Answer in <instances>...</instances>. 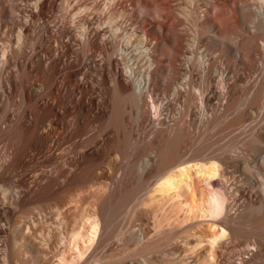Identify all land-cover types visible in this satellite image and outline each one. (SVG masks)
<instances>
[{
    "label": "bare ground",
    "instance_id": "6f19581e",
    "mask_svg": "<svg viewBox=\"0 0 264 264\" xmlns=\"http://www.w3.org/2000/svg\"><path fill=\"white\" fill-rule=\"evenodd\" d=\"M160 1L0 0V264H128L156 249L168 264L177 233L175 264H264V119L247 109L264 107V67L248 99L238 73L264 53V0L221 12L238 36L192 27L209 0ZM229 110L228 129L249 122L243 151L206 154L196 133ZM136 187L130 218L149 216L152 235L120 217Z\"/></svg>",
    "mask_w": 264,
    "mask_h": 264
},
{
    "label": "rangeland",
    "instance_id": "374dc122",
    "mask_svg": "<svg viewBox=\"0 0 264 264\" xmlns=\"http://www.w3.org/2000/svg\"><path fill=\"white\" fill-rule=\"evenodd\" d=\"M163 1L164 0H162V2L161 1L160 2L164 4ZM237 1H239V3H241V1L244 2V3H249L251 0H230L226 4H224L222 2V0H209V3L206 6L202 7L201 9H199V15H201V16H200V18H197L196 19L198 21L195 20L196 23H193L192 24V27L195 26V24H197V23L199 24L200 22L203 23L204 21L205 22L208 21V23L211 22L210 24L211 25H214L215 28H216V31L217 32H221L222 35L225 36L226 34H229V33L230 34L232 33L234 35L237 32V30H238V28L236 30V27L237 26H234V24H235L234 21H235L236 18H233V20H234L233 21V26H231V24H232V22H231V24L229 25L230 27L228 26V28H227V26H222V24H221L222 19L220 20V16L222 17L221 12L225 10L226 12L228 11V13L230 15L233 13L231 16H234L235 17L236 15L234 14V12L232 10L233 9L232 7L234 6V3L235 2L238 3ZM179 2L181 3L180 5L182 7H183V5H184V7H186L185 6L186 4H185L184 1H183L184 3L182 2V0L179 1ZM165 3H167V0L165 1ZM182 3H183V5H182ZM187 6H189V5L187 4ZM189 8L191 9L192 6L189 7ZM193 9L194 8H192V10ZM196 27H198V25ZM238 35H239V33L237 35H235V36H238ZM227 36H229V35H227ZM263 40H264V38H263ZM263 40L262 39L259 40V44H261V42H263ZM257 43H258V41H257ZM263 44H264V42H263ZM205 45H206V41H203V42H200V43H196L195 50H196V48H197L198 51L199 50H202V49H204L206 47ZM259 46L261 47V45H259ZM261 49L262 48H260L258 50L262 54H260L258 51H256L257 64H256V66L254 65L255 69L252 68L254 70H251L250 71V69H248V68H247L248 70H246V68H245L246 66L242 62H241L242 64L240 62L238 64V66H239L238 67V73L240 74V77H241V79H240V81H241L240 82V85H241L240 92L242 91L241 94H240V92H239V94L240 95L243 94V96H242L243 99H248L250 97L251 91L249 89L250 88L249 86H251L254 83V81H256L258 79L259 75L262 74V68L264 67V53H263V50L261 51ZM216 53L218 54V51ZM218 56L222 57L219 54H218ZM220 63H221L222 66L230 65L229 62H227L226 60H223V58H219V64ZM241 65H242V67H241ZM198 79H199V77H198ZM198 79L196 78L195 79L196 80L195 82L198 83V81H199ZM247 89H249L250 92ZM243 91H244L245 94L243 93ZM247 92H248V94H247ZM219 101H221V100H215L213 102V104L216 102V105L215 104L214 105L212 104L213 106L211 105L210 107L211 108H214V106L215 107L217 106V107L221 108L223 101H221V102H219ZM219 103H220V105H219ZM245 104H247V103L246 102H242V105H240L239 108H244L245 106H247ZM251 106H252V108L251 107H248L247 108L249 111L255 112V110H257V114L255 112L256 117H257V119H255V121L261 120L260 118L264 119L263 118V116H264V114H263L264 113V110H263L264 107L262 105H260V106H262V108L261 107H257L259 105H255V106L254 105H251ZM233 112H234V110H233ZM226 113L229 114V115H227ZM226 113H225L226 118L225 119L224 118H221L222 121L219 119L218 120L219 123L217 121L216 126L215 125L213 126L214 128L210 127L207 130L208 132L206 131V132H199L198 134L196 133V136L197 137H199V136H201V137L195 142V144L196 145L197 144L199 145L198 141L203 142L202 140H204L203 144H205V142H206V144H207L206 147L208 148V149H205V150H207L205 152L206 154H207V152H212V153L214 152V153H216V152L223 151V150H225V148H227V146H230L231 149L236 150V151H240L242 149V147H243V141H242V139L244 140L245 136H243V134L240 133V127L241 128L242 127H245V126L248 127L249 122H246L244 125L240 126L239 129H233V128L230 127L231 129H233V130H230V129H228L229 127L225 125L226 124L225 123L226 122L225 120L227 118L231 117L233 113H231V110H229ZM261 114H263L262 117H261ZM222 125H224L223 128H225V126H226L227 129H223L222 128ZM221 128H222V130H221ZM215 149H217V151ZM213 150H215V151H213ZM241 151H243V149ZM245 153L252 160H254L255 156H257V154L255 152H252V151H249V152L246 151ZM257 158H258V156H257ZM228 174H229V177L232 180L234 179V181H235L238 173H237V171L233 170L232 168H229V173ZM236 180H238V178ZM135 190L137 192H135ZM132 191H133L132 194L133 193L134 194H133V196L131 195L132 196V197H130L131 199L129 198L130 201H127V203H126V206L124 208L125 214L123 213L120 217H124V215L125 216H128V223H127V226L126 227L131 232L138 234L140 231L146 230V233L151 234L153 232V230H152L151 226L148 225V223H147L149 216L142 214V217H140V220L139 221L138 220L135 221L132 218H130L131 210H132L133 206L135 205L134 203H136L135 202V201H137L136 199H138L139 195H141V193H142V191L141 190H138L137 187L136 188H133ZM136 193H137V195H136ZM133 210H134V208H133ZM120 217L118 218V220L121 219ZM120 222L122 223V219L120 220ZM120 226H121V224H120ZM196 227L198 229H201L202 231H206L207 230L206 229V225H205L204 222H202L200 224H197ZM180 235H181L180 233H177L174 236V238H172L171 242H167L169 244L166 243L167 246L165 244H163V245H165L164 247H163V245L161 246V247L167 249V251L165 249H164V251L167 253V256H166L167 259L170 258L169 263L167 262L168 264H175V261L177 259V252L175 251L176 250L175 243L180 240V238H179ZM113 239L116 240L115 238H113ZM161 247H159L158 249H163ZM135 248L136 247H135L134 243L131 242L129 244V246H128L129 253L135 252V250H136ZM161 251L163 252V250H158L157 251V249H156L154 252L152 251L151 253L149 252L148 254H145V255L143 254V256L142 255H140V256L138 255V256L129 257L130 259L128 258V260H129L128 261V264H142L141 263L142 260H145L146 261L145 264H164V260L162 259V258H164V256H161V253H162ZM115 252L117 253L118 251L115 250ZM131 256H132V254H131Z\"/></svg>",
    "mask_w": 264,
    "mask_h": 264
}]
</instances>
